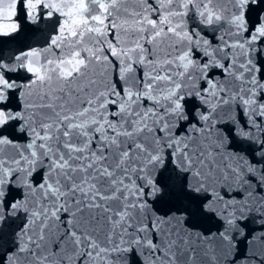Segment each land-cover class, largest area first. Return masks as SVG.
<instances>
[{"label": "snow or ice", "instance_id": "obj_1", "mask_svg": "<svg viewBox=\"0 0 264 264\" xmlns=\"http://www.w3.org/2000/svg\"><path fill=\"white\" fill-rule=\"evenodd\" d=\"M18 16L0 264H264V0H0V38Z\"/></svg>", "mask_w": 264, "mask_h": 264}, {"label": "water", "instance_id": "obj_2", "mask_svg": "<svg viewBox=\"0 0 264 264\" xmlns=\"http://www.w3.org/2000/svg\"><path fill=\"white\" fill-rule=\"evenodd\" d=\"M18 20L21 21V32L18 34H15V39H12L11 37H6V38H0L3 40H8V44L6 46V53L9 50L15 49L16 47L20 45H25V44H35L37 41L42 42V34L37 32L35 34H32L29 32V28H31V25H26L25 22L22 20L21 17H17ZM207 226V224L205 225ZM243 248L244 245H241Z\"/></svg>", "mask_w": 264, "mask_h": 264}]
</instances>
